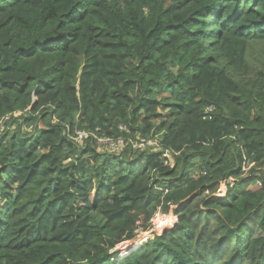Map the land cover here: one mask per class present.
<instances>
[{
  "label": "trees",
  "instance_id": "obj_1",
  "mask_svg": "<svg viewBox=\"0 0 264 264\" xmlns=\"http://www.w3.org/2000/svg\"><path fill=\"white\" fill-rule=\"evenodd\" d=\"M258 45L264 0H0V264H264Z\"/></svg>",
  "mask_w": 264,
  "mask_h": 264
},
{
  "label": "rangeland",
  "instance_id": "obj_2",
  "mask_svg": "<svg viewBox=\"0 0 264 264\" xmlns=\"http://www.w3.org/2000/svg\"><path fill=\"white\" fill-rule=\"evenodd\" d=\"M257 59H260V60L264 59V45L255 46L254 50L251 52V55H250L251 64L256 65V60ZM97 148H98V151H100V152H104V151L110 150V148H109V146L107 144H104V143L102 144L100 142L97 143ZM172 164H173V162H172ZM221 189H223V190L220 191L218 194L220 196H223L224 195L225 186L222 185ZM175 222H176V219H175V217L173 218V216L171 214H169V215H161V214H159V215L156 216V218L154 217V225L152 223V231H151V233L153 235H160L162 233V231L164 232L165 229L172 228L173 225L175 224ZM144 236H146L144 233H140L139 235H137L136 239H141ZM152 238H153V236H152ZM118 249H119V252L121 253L122 252V248L118 247Z\"/></svg>",
  "mask_w": 264,
  "mask_h": 264
},
{
  "label": "built area",
  "instance_id": "obj_3",
  "mask_svg": "<svg viewBox=\"0 0 264 264\" xmlns=\"http://www.w3.org/2000/svg\"><path fill=\"white\" fill-rule=\"evenodd\" d=\"M212 111H213L212 107L207 108L205 114H210ZM19 115H20V113L14 114L15 117H17ZM8 119H9V117H5V118H1L0 119V133L4 131L5 123L8 121ZM120 129L123 130L124 128H120ZM87 137H88V135L83 133V132H77L76 133V141L80 145L83 143V140L86 139ZM99 142L102 143V144L103 143L107 144L109 146V148H110L109 151L112 152V153H118L124 146L122 140H118L117 142H112V141H109V140H100ZM157 145L158 144L156 142H153V141L152 142L151 141H148V142L140 141V142L136 143L133 147H134V149H141L142 150V149H144L146 147L157 148L159 146V145L158 146ZM163 158L165 160H167L165 162V165H167V163L169 162L171 164V166H172V162H173L172 161V156H171V154H169V152H164ZM222 190L223 189H221L220 191H222ZM157 215H159V214H157ZM156 216H155V218H156ZM152 223L154 225V219L152 220Z\"/></svg>",
  "mask_w": 264,
  "mask_h": 264
},
{
  "label": "water",
  "instance_id": "obj_4",
  "mask_svg": "<svg viewBox=\"0 0 264 264\" xmlns=\"http://www.w3.org/2000/svg\"><path fill=\"white\" fill-rule=\"evenodd\" d=\"M35 104H36V98L34 97V98H33V104H32V106H31V108L34 107ZM118 252H119V249L117 248V249H115L112 253H118Z\"/></svg>",
  "mask_w": 264,
  "mask_h": 264
},
{
  "label": "bare ground",
  "instance_id": "obj_5",
  "mask_svg": "<svg viewBox=\"0 0 264 264\" xmlns=\"http://www.w3.org/2000/svg\"><path fill=\"white\" fill-rule=\"evenodd\" d=\"M132 243H133V242L126 244V247L129 246V245H131ZM126 247H125V248H126Z\"/></svg>",
  "mask_w": 264,
  "mask_h": 264
},
{
  "label": "clouds",
  "instance_id": "obj_6",
  "mask_svg": "<svg viewBox=\"0 0 264 264\" xmlns=\"http://www.w3.org/2000/svg\"><path fill=\"white\" fill-rule=\"evenodd\" d=\"M151 232V231H150Z\"/></svg>",
  "mask_w": 264,
  "mask_h": 264
}]
</instances>
